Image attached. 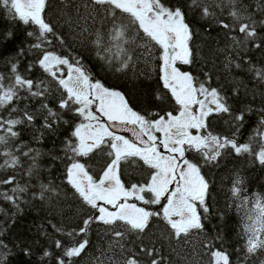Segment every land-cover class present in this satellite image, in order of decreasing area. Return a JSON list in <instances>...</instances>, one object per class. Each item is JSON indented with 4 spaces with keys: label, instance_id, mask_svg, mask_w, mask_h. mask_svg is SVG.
<instances>
[{
    "label": "snow or ice",
    "instance_id": "6c2138e0",
    "mask_svg": "<svg viewBox=\"0 0 264 264\" xmlns=\"http://www.w3.org/2000/svg\"><path fill=\"white\" fill-rule=\"evenodd\" d=\"M65 9H74L76 19L68 12L66 23L78 29L74 39L88 41L95 48V55L104 62L107 70L128 75L135 71L145 54L151 56L159 49L161 80L174 101L170 111L142 113L135 110L122 91L107 87L96 79L79 57L69 58L55 51L45 49L50 44L49 35L55 36L63 45L65 40L47 18L45 12L49 0H0V6L7 9L9 16L23 25L34 26L27 36L34 37L28 51L40 50V56L26 71L38 65L53 81L59 93L58 107L79 118L69 135L62 141L63 156L49 150L42 151L33 145L42 144L48 135H55L58 126L68 124L62 114L47 103L52 89L44 81H36L20 71L19 57L25 49L17 50L15 57L7 61L8 73L0 72V171H8L0 178V200L13 205L16 212L22 211L21 204L27 203L24 195L31 189L30 199L49 202L60 195L59 186L51 179H41L40 160L44 156L52 161L65 160L66 183L90 209L95 210L83 220L78 230L64 233L62 228L52 225L56 232L70 238L68 244L54 241L61 250L55 257L56 264H77V258L87 255V238L90 226L104 225V234L110 236L107 246L100 248L98 256L90 258V264H172L160 248L154 244L146 246L143 237L151 232L154 219L163 221L168 230L160 234L171 246V251L189 264L192 258L200 257L194 264H203V255L209 257L207 264H237L223 247L224 236L217 232L208 235L206 221L211 214L210 181L202 174L205 164L216 163L226 149L237 155L250 154L264 166V108L253 139L259 138V151H254L252 142H237V132L245 119V113L234 114L228 98L221 88L212 87V77L205 73L201 80L191 71L180 66H191L198 56L192 40L196 31L188 21V14L197 11L202 19H211L227 30L230 44L220 51L243 49L248 42L261 48L264 44V18L257 20L243 0H61ZM228 9L231 23L217 16V10ZM264 16V0L258 5ZM83 9L85 15L80 14ZM97 17L100 27H95ZM92 24H89V21ZM81 21H83L81 23ZM108 22L104 30V22ZM259 29V30H258ZM238 31L243 38L230 35ZM13 37L12 32L0 35V40ZM259 40L260 42H256ZM137 49H142L138 52ZM237 67L231 55H225V67ZM257 79L264 83V68L252 66ZM34 101L39 106L32 107ZM251 111V109H247ZM214 114H228L235 122L236 132L230 136L215 134L209 129V117ZM105 118L107 123H105ZM39 120V126L37 121ZM30 131L31 139L24 140L23 133ZM131 132L134 139L118 134ZM104 153L108 162L101 174L94 176L84 158L93 153ZM197 154L190 158L189 154ZM142 161L148 169L143 182H127L122 177V163L135 159ZM202 161V162H201ZM27 165V166H25ZM27 177L23 184L17 179V170ZM35 180V184L32 181ZM242 180L238 177L231 189L234 197L242 191ZM248 199L243 198L242 205ZM152 206H159L153 210ZM0 213L7 215L3 208ZM253 213L244 224V254L239 264H264V197H257ZM5 229L0 225V264H11L16 255L12 248H18L25 257L33 255L30 247H19L4 240ZM135 236L138 245L129 247ZM77 236L83 239L76 240ZM220 247H216V242ZM189 245L185 255L179 247ZM138 248V250H137ZM199 249V250H198ZM203 252V255L201 254ZM45 250L41 256L52 257ZM255 258V259H254Z\"/></svg>",
    "mask_w": 264,
    "mask_h": 264
},
{
    "label": "trees",
    "instance_id": "16d2710c",
    "mask_svg": "<svg viewBox=\"0 0 264 264\" xmlns=\"http://www.w3.org/2000/svg\"><path fill=\"white\" fill-rule=\"evenodd\" d=\"M176 0H168V3H175ZM262 0H243L245 5L249 6L257 20L264 18L259 10L258 5ZM79 3V0H75ZM45 12L47 18L55 26L57 33L62 36L65 43L62 45L55 37L49 35L50 44L44 47L48 51H55L60 55L69 56V58L79 57L83 64L93 74L96 79H100L107 87L115 88L122 91L128 99L129 104L137 111L142 113H159L161 115L166 111H170L174 107V101L170 93L163 87L161 80V61L158 59L160 50L154 49L153 54L148 56L145 54L133 72L128 75L114 74L107 70L104 62L95 55L94 45L88 41L94 37L89 36L88 41L81 42L80 39H74L78 29L75 25L71 27L65 21L68 18L67 13H72V19H76L74 9H65L61 0H49V6ZM81 15H85L83 9L80 10ZM217 16L225 22L231 23L228 16V9L225 7L223 12L217 10ZM188 21L196 31L192 40L194 51L198 49V56L191 66H180L182 70L191 71L201 80L205 79V73H209L212 77L211 86L221 88L224 95L228 98L234 114L245 113V119L242 126L237 132V142L240 144L252 142L254 151H259V138L253 139L256 129L259 127L261 119L260 109L264 108V83L256 78L252 66L256 69L264 68V44L261 48L254 47L253 42H248L243 49L237 48L235 51H220L225 49L226 45L231 41L228 39L227 30L219 27L211 19H202L197 11L189 12ZM83 21H81L82 23ZM92 24V21H89ZM95 27H100V18L97 17ZM108 22H104V30L108 28ZM34 26L23 25L9 16L7 9L0 6V35L5 32H12L13 37L7 40H0V72L8 73L9 65L7 61L15 57L18 49H25V54L19 57L20 71L36 81H46L52 89L48 97L47 103L53 110L62 114L68 124L61 123L55 135H48L42 144L33 145L40 148L44 152L49 150L63 156L62 141L69 135L74 123L79 122V118L73 113L61 110L58 107L59 93L56 91L57 85L38 65L32 67L31 71H26L28 65L34 64L40 56V50L32 49L28 51L33 43H37L34 37L27 36L28 31H34ZM259 30V29H258ZM264 36V31H261ZM230 35L243 38V34L238 31L230 33ZM256 42H260L257 40ZM142 52V49H137ZM225 55H231L234 63L241 66L225 67ZM39 106L38 101L32 103V107ZM251 111H247V109ZM39 120L37 126H39ZM209 129L215 134L222 136H230L236 132L235 122L228 114H214L209 117ZM32 133L26 131L23 133V139H31ZM190 158L194 156L199 159L197 154H189ZM88 164L90 172L98 177L109 158L100 152L93 153L91 156L84 158ZM135 162L130 160L122 163V170L125 175L122 177L127 182H143L148 169L143 165L142 161L134 158ZM65 160L52 161L51 157L44 156L40 160L41 179L47 183L51 179L59 186L60 195L54 197L51 201L45 202L38 199H30L31 189L28 194L24 195L27 203L21 204L22 211L17 213L13 205L6 201L0 200V208H3L7 215L0 213V225L5 229L4 240L9 247L18 245L19 247H30L33 255L25 257L18 248H12L16 253L11 258V264H56L55 257L61 255V250L55 248L54 241L59 239L64 244L70 242V238L64 233L73 229H79L83 225V220L89 215H94L95 210L90 209L83 201L74 193V190L66 183L64 170ZM202 162V161H201ZM27 166V165H25ZM22 169L17 170V179L21 184L27 181L26 176L20 175ZM11 174L8 171H0V178ZM202 174L210 181V198L211 214L206 221L209 236H215L217 232H221L224 236L223 247L232 255V259L239 264V258L244 254V224L247 222V216L254 214V204L256 198L264 197V166L260 165L254 156L244 153L237 155L233 150L226 149L224 154L216 163L205 164L202 168ZM242 180L240 185L242 191L239 197H234L232 187L237 178ZM35 184V180L32 181ZM247 198L248 202L242 205L243 198ZM153 210H157L159 206H152ZM52 225L62 228L64 233L56 232ZM104 225L95 223L90 226L88 233L89 247L86 249L87 255L77 258V264H90V258L98 256L100 248L106 247L110 236L104 234ZM151 232L146 231L143 237V244L146 246L155 245L160 248L166 257H169L172 264H185L182 258L172 253V247H178L175 241L169 242L161 238L160 234L168 230V226L159 219H154L150 223ZM83 236H77L76 240L83 239ZM134 243L129 247L138 245L140 241L135 240V236L129 237ZM220 242H216V247H220ZM189 245L179 247L183 254L190 251ZM51 251L52 257H46L43 260L41 256L43 252ZM138 250V248H137ZM199 250V249H198ZM203 255V252H201ZM209 257L203 255V264H207ZM255 259V258H254ZM200 260V257H194L189 264H194ZM252 264V261H249Z\"/></svg>",
    "mask_w": 264,
    "mask_h": 264
},
{
    "label": "rangeland",
    "instance_id": "374dc122",
    "mask_svg": "<svg viewBox=\"0 0 264 264\" xmlns=\"http://www.w3.org/2000/svg\"><path fill=\"white\" fill-rule=\"evenodd\" d=\"M104 122L107 123L106 118H105V121H104ZM118 134H120V135H124V136H126V137H128V138H130V139H133L128 133H125V132H118Z\"/></svg>",
    "mask_w": 264,
    "mask_h": 264
},
{
    "label": "water",
    "instance_id": "95a60500",
    "mask_svg": "<svg viewBox=\"0 0 264 264\" xmlns=\"http://www.w3.org/2000/svg\"><path fill=\"white\" fill-rule=\"evenodd\" d=\"M118 132H126V133H129L132 136L131 132H128V131H118Z\"/></svg>",
    "mask_w": 264,
    "mask_h": 264
},
{
    "label": "flooded vegetation",
    "instance_id": "af4514ba",
    "mask_svg": "<svg viewBox=\"0 0 264 264\" xmlns=\"http://www.w3.org/2000/svg\"><path fill=\"white\" fill-rule=\"evenodd\" d=\"M129 134V133H128ZM130 135V134H129ZM131 136V135H130ZM132 137V136H131ZM133 138V137H132ZM134 139V138H133Z\"/></svg>",
    "mask_w": 264,
    "mask_h": 264
}]
</instances>
